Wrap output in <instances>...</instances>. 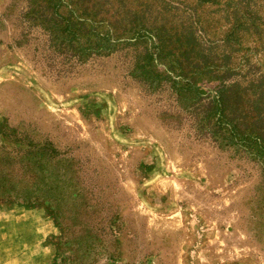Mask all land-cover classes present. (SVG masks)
Segmentation results:
<instances>
[{
  "label": "rangeland",
  "instance_id": "374dc122",
  "mask_svg": "<svg viewBox=\"0 0 264 264\" xmlns=\"http://www.w3.org/2000/svg\"><path fill=\"white\" fill-rule=\"evenodd\" d=\"M8 2L0 0V119L72 162L50 170L53 182L61 175L68 184L67 197L51 204L74 235L96 219L111 227L97 264H264L259 165L165 126L113 54L72 76L44 75L13 43ZM188 3L205 21L200 41L226 53L220 8ZM238 14L253 27L232 55L247 63L241 73L252 63L263 72L264 0L244 2ZM166 16L177 29L188 24L173 9ZM57 222L43 205L1 207L0 264H52Z\"/></svg>",
  "mask_w": 264,
  "mask_h": 264
},
{
  "label": "trees",
  "instance_id": "16d2710c",
  "mask_svg": "<svg viewBox=\"0 0 264 264\" xmlns=\"http://www.w3.org/2000/svg\"><path fill=\"white\" fill-rule=\"evenodd\" d=\"M191 1L194 8H220L226 53L211 52L200 41L205 21L189 0H9L5 16L16 29L13 43L44 75L72 76L113 54L123 77L156 105L165 126L244 155L264 178V71L252 63L241 73L247 63L232 55V45L253 27L238 14L248 0ZM172 9L188 16L185 27L167 24ZM71 165L51 143L30 140L0 119V208L45 206L60 233L52 264H97L107 243L103 230L111 227L96 219L74 235L51 204L67 197L68 184L61 175L53 182L50 170Z\"/></svg>",
  "mask_w": 264,
  "mask_h": 264
}]
</instances>
